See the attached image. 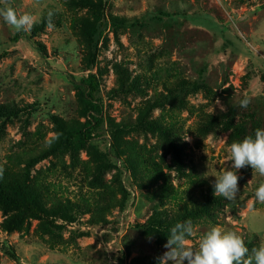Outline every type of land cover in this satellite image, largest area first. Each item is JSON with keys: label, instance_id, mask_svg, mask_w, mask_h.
I'll list each match as a JSON object with an SVG mask.
<instances>
[{"label": "rangeland", "instance_id": "obj_1", "mask_svg": "<svg viewBox=\"0 0 264 264\" xmlns=\"http://www.w3.org/2000/svg\"><path fill=\"white\" fill-rule=\"evenodd\" d=\"M106 1L107 15L145 24L108 29L88 70L83 20L91 19L89 9L71 0H0V8L10 5L34 19L30 29L17 31L0 17V105L19 111L0 121V171L25 177L46 208L77 207L70 223L30 218L9 232L4 220L11 223L14 213L0 209V264H158L170 232L139 228L155 212L176 220L171 227L190 220L194 250L200 237L222 226L240 235L252 255L264 243V203L255 197L264 176L250 166L237 170L234 200L219 196L209 215L180 217L208 188L214 194L215 178L231 169L230 145L242 140L224 128L223 117L253 138L264 129V0ZM155 13L160 20L150 18ZM159 13L185 16L172 21ZM43 16L50 24L32 34ZM89 73L99 83L102 123L79 150L52 151L54 119L85 121L74 84ZM192 83L197 90L187 92L184 84ZM245 98L250 102L242 108ZM111 125L123 127L119 159ZM171 143L180 149V172ZM93 149L106 159L99 168ZM128 156H144L158 180H147L152 168L134 178L124 166Z\"/></svg>", "mask_w": 264, "mask_h": 264}, {"label": "trees", "instance_id": "obj_2", "mask_svg": "<svg viewBox=\"0 0 264 264\" xmlns=\"http://www.w3.org/2000/svg\"><path fill=\"white\" fill-rule=\"evenodd\" d=\"M71 4L82 9H89L91 11V19H84V38L87 48V56L85 59L86 67L91 70L95 65L98 53L99 45L108 29H118V28H139L144 26L142 20L124 21L123 19L117 18L115 16H110L105 13V7L107 4L106 0H71ZM159 16H164L172 21H175L178 16H185L181 14H163L159 13ZM150 18L160 20L158 15L152 14ZM49 18L43 16L40 23L35 24L32 29V34L40 33L46 26H48ZM217 28V27H216ZM224 27L219 28L220 34H225L223 31ZM76 89V99L82 109V116L84 117L83 123H73L67 124L62 122L60 119H54V124L57 132L56 144L52 147V151L55 150H65L70 147L74 148V151L79 150L84 147L89 141L94 138L95 129L102 123V103L98 98L99 93V83L96 76L89 73L86 78L74 84ZM198 86L196 84H184V89L187 92L197 90ZM142 116H143V112ZM19 111L15 108H8L0 105V121L2 123L9 122L10 120L18 118ZM144 115L139 122L146 119ZM228 118V117H227ZM223 117V123L225 129H233L234 139L237 141L243 140L246 136V128L243 124L234 125L233 120ZM149 128L157 129L162 133H165L164 129L160 125H149ZM169 127V125H168ZM111 137L113 140L112 149L114 150V155L119 159V153L117 150L119 139V133L123 131V127H118L115 125L110 126ZM251 136V135H248ZM173 158L175 164L177 165V171H181V153L179 147L176 143H171ZM94 150V149H93ZM94 157L97 163V168L101 167L105 162V157L94 150ZM151 162L146 160L144 156H128L124 162L125 168L132 172V176L135 178V174L139 169H150L151 174L147 177L148 181L153 179L158 180V173L154 170V167L149 166ZM147 171V170H146ZM148 172V171H147ZM162 175H159L162 178ZM165 190V186L163 187ZM166 193V190L164 191ZM220 197L212 193L211 189L208 188L206 192L202 195V201L193 202L190 206H185L183 210V215L180 218H189L193 216H198L200 214L211 213L210 207L220 206ZM0 209L3 212H13L11 215L9 223L8 218L4 220L3 229L6 232L16 230L26 219L35 218L42 219L46 218L49 224L52 218L62 219L68 223L72 222L76 217L77 207L69 205L63 207L60 205L55 208H46L42 202V195L39 190L33 186H29L26 183V178L20 176V174L0 171ZM51 218V219H50ZM174 219L167 220L165 214H159L155 212L145 224L140 225L139 228L144 229L147 234L150 233H161L165 234L170 232V228ZM247 246V244H246Z\"/></svg>", "mask_w": 264, "mask_h": 264}, {"label": "clouds", "instance_id": "obj_3", "mask_svg": "<svg viewBox=\"0 0 264 264\" xmlns=\"http://www.w3.org/2000/svg\"><path fill=\"white\" fill-rule=\"evenodd\" d=\"M0 17L15 30H28L34 19L24 13L18 15L12 6L0 8ZM249 99L240 101L242 108H247ZM220 102L217 101V104ZM223 110V106H221ZM231 169L222 170L214 182V195L231 201L239 191L240 176L237 170L250 166L255 172L264 176V129H256L253 136L245 137L242 142L230 145ZM255 197L264 203V183L256 189ZM193 235L191 221L177 223L170 229L167 249L156 259L158 264H264V243L253 248L252 255L243 238L236 232L225 230L222 226H214L199 239L198 248L193 249L189 239Z\"/></svg>", "mask_w": 264, "mask_h": 264}]
</instances>
